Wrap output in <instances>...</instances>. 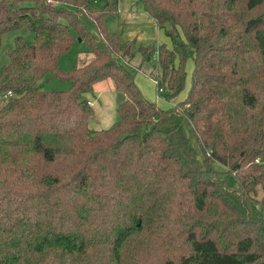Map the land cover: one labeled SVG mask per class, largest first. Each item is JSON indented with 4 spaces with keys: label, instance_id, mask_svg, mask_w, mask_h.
I'll return each mask as SVG.
<instances>
[{
    "label": "trees",
    "instance_id": "obj_1",
    "mask_svg": "<svg viewBox=\"0 0 264 264\" xmlns=\"http://www.w3.org/2000/svg\"><path fill=\"white\" fill-rule=\"evenodd\" d=\"M138 2L169 44L109 31L117 0H0V47L33 33L0 69V264H264V0ZM77 38L91 57L64 70ZM136 52L184 97L146 98ZM107 78L125 99L94 129Z\"/></svg>",
    "mask_w": 264,
    "mask_h": 264
},
{
    "label": "crops",
    "instance_id": "obj_2",
    "mask_svg": "<svg viewBox=\"0 0 264 264\" xmlns=\"http://www.w3.org/2000/svg\"><path fill=\"white\" fill-rule=\"evenodd\" d=\"M116 14H118V29L116 31L120 32L122 41L134 40L136 45H158L166 41L163 37V30L158 27L155 19L143 9L138 1L117 0ZM135 82L143 95L149 100L155 101L159 106L167 108L173 104L172 101L167 102L166 105L161 103L165 100L158 97L155 83L151 79L146 84L144 80L142 81L135 76ZM87 98L94 111L90 126L94 129H102L100 125L103 128H108L118 119L117 107L125 99V95L116 90L112 79L107 78L96 82L93 85V93L88 94Z\"/></svg>",
    "mask_w": 264,
    "mask_h": 264
},
{
    "label": "rangeland",
    "instance_id": "obj_3",
    "mask_svg": "<svg viewBox=\"0 0 264 264\" xmlns=\"http://www.w3.org/2000/svg\"><path fill=\"white\" fill-rule=\"evenodd\" d=\"M136 1H138V0H136ZM104 3H105V0H89L90 6L94 9H97V10L102 9L104 6ZM57 4L61 5L59 3H57ZM64 6L68 7L69 4L64 5ZM69 7H71V6H69ZM117 16H118V14L114 13V14H110V15L105 17L104 25L109 31L116 32V30L118 29V27H117L118 26ZM83 20L86 23L89 30L91 32L95 33L96 29H95L94 25L91 23V21H89L86 18H83ZM163 35H164L163 37H165V39L167 41V42L164 41V43L168 44V42H170V40L167 38V36L165 34H163ZM16 36H21L25 40H31L33 38V33L29 29L23 28L21 30L15 31V32L6 33L3 36L2 42H1V47H0V69L9 60V58L7 56V51L14 46V41H15ZM79 39L80 38H77V40L74 42L71 49L61 56L59 66L62 69L67 70L71 66V64H73L75 61L82 64V63H85L88 59H90L91 55L84 51L83 42H80L81 40H79ZM131 64L136 69V75H135L136 78L141 79L142 81L144 80V83H146V84L149 83V79H151L153 81V83H155V80L153 78H151V74H160V69L158 68V66L156 64V59L152 58L151 61H142V57H141V54L139 52H136L134 54V56L131 60ZM191 68H192V62L188 61V63H187L188 79L190 78ZM45 86H46V88L52 89V90H54V89H66L69 86V83L66 81H60L56 78H52L51 80L47 81V85H45ZM153 87H154V84H153ZM187 87H188V84H187ZM187 87L185 88V90H183L179 94V96L174 98L172 101L177 100L179 98H183L185 93H186ZM158 97L163 99L159 95H158ZM170 101L165 100V101H162L161 103L166 105L167 102H170ZM1 102H3L2 99H0V103ZM100 126H101V128H103L102 125H100ZM215 166L219 170L224 169L223 166H220L218 164H216ZM260 194H261V192H259V194L256 197L260 198Z\"/></svg>",
    "mask_w": 264,
    "mask_h": 264
},
{
    "label": "built area",
    "instance_id": "obj_4",
    "mask_svg": "<svg viewBox=\"0 0 264 264\" xmlns=\"http://www.w3.org/2000/svg\"><path fill=\"white\" fill-rule=\"evenodd\" d=\"M155 56H156V53H155ZM11 93L10 92H8V95H10Z\"/></svg>",
    "mask_w": 264,
    "mask_h": 264
},
{
    "label": "water",
    "instance_id": "obj_5",
    "mask_svg": "<svg viewBox=\"0 0 264 264\" xmlns=\"http://www.w3.org/2000/svg\"><path fill=\"white\" fill-rule=\"evenodd\" d=\"M80 40V39H79Z\"/></svg>",
    "mask_w": 264,
    "mask_h": 264
}]
</instances>
